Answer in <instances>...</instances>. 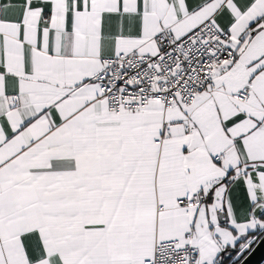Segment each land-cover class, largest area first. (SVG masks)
<instances>
[{"label":"snow or ice","instance_id":"6c2138e0","mask_svg":"<svg viewBox=\"0 0 264 264\" xmlns=\"http://www.w3.org/2000/svg\"><path fill=\"white\" fill-rule=\"evenodd\" d=\"M258 247L264 0H0V264Z\"/></svg>","mask_w":264,"mask_h":264},{"label":"water","instance_id":"95a60500","mask_svg":"<svg viewBox=\"0 0 264 264\" xmlns=\"http://www.w3.org/2000/svg\"><path fill=\"white\" fill-rule=\"evenodd\" d=\"M249 259L250 264H261L264 261V247L255 248Z\"/></svg>","mask_w":264,"mask_h":264},{"label":"trees","instance_id":"16d2710c","mask_svg":"<svg viewBox=\"0 0 264 264\" xmlns=\"http://www.w3.org/2000/svg\"><path fill=\"white\" fill-rule=\"evenodd\" d=\"M261 264H264V261Z\"/></svg>","mask_w":264,"mask_h":264}]
</instances>
